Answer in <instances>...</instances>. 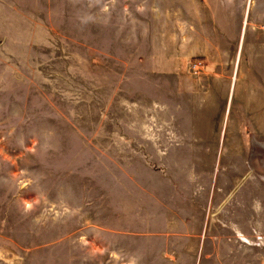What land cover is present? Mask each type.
I'll use <instances>...</instances> for the list:
<instances>
[{
    "label": "rangeland",
    "instance_id": "obj_1",
    "mask_svg": "<svg viewBox=\"0 0 264 264\" xmlns=\"http://www.w3.org/2000/svg\"><path fill=\"white\" fill-rule=\"evenodd\" d=\"M218 242L264 264V0H0V264Z\"/></svg>",
    "mask_w": 264,
    "mask_h": 264
},
{
    "label": "crops",
    "instance_id": "obj_2",
    "mask_svg": "<svg viewBox=\"0 0 264 264\" xmlns=\"http://www.w3.org/2000/svg\"><path fill=\"white\" fill-rule=\"evenodd\" d=\"M250 209H252V208H250ZM226 225V224H225ZM222 228L223 229H225V230H227V231H229V232H231V228L230 227H228L227 225L224 227V225L222 224ZM246 236V235H245ZM246 237H248V236H246ZM237 240V242L239 241L238 239H236ZM240 242V241H239ZM242 244V246L243 247H248L246 244H243V243H241ZM233 245V246H232ZM232 247H234V244H231V248H230V246H227V248L228 249H224L223 248V244L221 243V242H218L217 243V250H216V252H215V254L212 256L211 255V257H210V259H212V257L215 259V262H214V264H221V262L219 261V258L224 254V252H228L229 250H230V252L232 253ZM229 253V252H228ZM232 256V255H231ZM235 258H236V255H235ZM213 259V260H214Z\"/></svg>",
    "mask_w": 264,
    "mask_h": 264
}]
</instances>
